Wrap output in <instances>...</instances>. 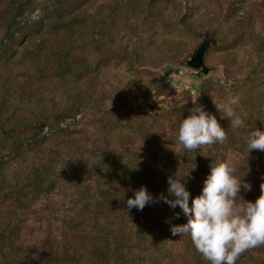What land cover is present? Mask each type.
Here are the masks:
<instances>
[{"label":"rangeland","instance_id":"1","mask_svg":"<svg viewBox=\"0 0 264 264\" xmlns=\"http://www.w3.org/2000/svg\"><path fill=\"white\" fill-rule=\"evenodd\" d=\"M196 98L227 139L187 151L178 129ZM231 98L245 128L217 111ZM253 129L264 131V0H0V264H208L172 235L187 223L178 207L126 200L141 186L167 195L168 177L190 172L191 206L211 163L230 162L254 202ZM236 264H264V245Z\"/></svg>","mask_w":264,"mask_h":264},{"label":"clouds","instance_id":"2","mask_svg":"<svg viewBox=\"0 0 264 264\" xmlns=\"http://www.w3.org/2000/svg\"><path fill=\"white\" fill-rule=\"evenodd\" d=\"M197 98L192 101L190 114L178 129V142L187 151L223 143L227 139L216 116L197 103ZM238 104V98H231L226 104L216 105L221 118H228L231 127L236 129L246 127L244 119L234 110L233 106ZM246 149L248 156L253 150L264 152V131H249ZM235 173L236 168L230 162H212L201 193L192 198L191 206V193L186 187L190 172L169 176L167 195L154 198L145 186H141L133 189V196L126 200L127 210L142 211L146 205L155 202H163L173 210L178 207L187 223L173 225V236L189 235L196 251L208 264H236L242 253L264 245V183L260 185L259 197L254 202L247 201L241 191H251V184L244 179L246 174L238 177ZM179 215L176 213L177 219Z\"/></svg>","mask_w":264,"mask_h":264},{"label":"water","instance_id":"3","mask_svg":"<svg viewBox=\"0 0 264 264\" xmlns=\"http://www.w3.org/2000/svg\"><path fill=\"white\" fill-rule=\"evenodd\" d=\"M211 39L209 37H205L204 43L202 44L197 56L195 57L196 63H201L204 65V55L210 45Z\"/></svg>","mask_w":264,"mask_h":264},{"label":"trees","instance_id":"4","mask_svg":"<svg viewBox=\"0 0 264 264\" xmlns=\"http://www.w3.org/2000/svg\"><path fill=\"white\" fill-rule=\"evenodd\" d=\"M178 213H180V215H182L183 217H184V219H186L185 218V216H184V214L182 213V211L180 210V209H178V210H176ZM92 220H93V218H92ZM83 221H86V224L87 223H89V215L87 216V217H85L84 219H83ZM91 221V220H90Z\"/></svg>","mask_w":264,"mask_h":264}]
</instances>
